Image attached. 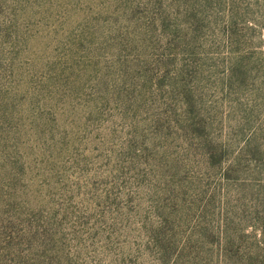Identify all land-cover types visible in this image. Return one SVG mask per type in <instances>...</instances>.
<instances>
[{
  "label": "rangeland",
  "instance_id": "1",
  "mask_svg": "<svg viewBox=\"0 0 264 264\" xmlns=\"http://www.w3.org/2000/svg\"><path fill=\"white\" fill-rule=\"evenodd\" d=\"M0 264H264V0H0Z\"/></svg>",
  "mask_w": 264,
  "mask_h": 264
}]
</instances>
